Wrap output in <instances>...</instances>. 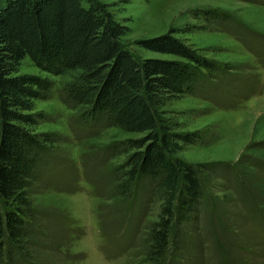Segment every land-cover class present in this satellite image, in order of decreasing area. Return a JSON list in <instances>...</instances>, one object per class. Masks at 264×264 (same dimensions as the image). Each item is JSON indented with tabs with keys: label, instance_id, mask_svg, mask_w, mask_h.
<instances>
[{
	"label": "rangeland",
	"instance_id": "374dc122",
	"mask_svg": "<svg viewBox=\"0 0 264 264\" xmlns=\"http://www.w3.org/2000/svg\"><path fill=\"white\" fill-rule=\"evenodd\" d=\"M95 1L127 26L120 39L133 54L173 57L135 44L137 38L173 29L220 66L195 92L163 106L177 130L201 133L175 155L208 169L195 229L177 246L169 239L160 264H264V0ZM206 8L229 19L204 23L191 14ZM23 71L51 80L49 95L34 101L33 111L44 116L35 131L55 133L60 140L30 194L49 237L43 235L47 264H152L144 256V223L154 219L158 202L152 200L137 220L138 202L120 204L107 179L124 156L102 160L109 144L140 134L77 122L78 112L61 100L60 89L78 69L52 74L24 57L18 64ZM193 224L180 226L184 231Z\"/></svg>",
	"mask_w": 264,
	"mask_h": 264
},
{
	"label": "trees",
	"instance_id": "16d2710c",
	"mask_svg": "<svg viewBox=\"0 0 264 264\" xmlns=\"http://www.w3.org/2000/svg\"><path fill=\"white\" fill-rule=\"evenodd\" d=\"M191 14L204 23L229 19L214 8ZM126 30L95 0H0V264L48 261L42 254L49 237L30 194L60 140L55 133L35 131L44 116L33 111L34 101L49 95L51 80L18 72L24 57L52 74L78 69L62 84L60 98L76 109L80 125L140 134L109 144L102 160L124 156L107 179L120 204L138 202L137 220L152 200L158 202L154 219L144 223L145 261L160 264L169 239L184 243L195 229L208 166L175 154L199 141L201 133L177 130L163 106L195 92L220 66L173 35V29L135 40L173 57L135 55L120 39ZM49 176L45 172L43 178ZM186 223L194 224L182 231Z\"/></svg>",
	"mask_w": 264,
	"mask_h": 264
}]
</instances>
